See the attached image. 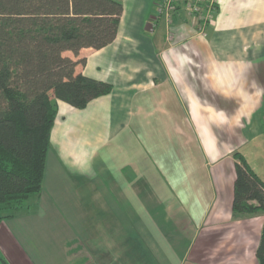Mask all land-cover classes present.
I'll return each mask as SVG.
<instances>
[{
  "label": "crops",
  "instance_id": "obj_1",
  "mask_svg": "<svg viewBox=\"0 0 264 264\" xmlns=\"http://www.w3.org/2000/svg\"><path fill=\"white\" fill-rule=\"evenodd\" d=\"M160 1L121 0L110 44L64 52L112 91L81 109L56 101L39 199L0 222L5 263L256 264L264 214L232 217L231 154L264 181V0H216L202 29L184 0L168 24ZM127 142L136 163H112ZM164 144L182 166L156 158ZM165 203L175 211L149 210Z\"/></svg>",
  "mask_w": 264,
  "mask_h": 264
},
{
  "label": "trees",
  "instance_id": "obj_2",
  "mask_svg": "<svg viewBox=\"0 0 264 264\" xmlns=\"http://www.w3.org/2000/svg\"><path fill=\"white\" fill-rule=\"evenodd\" d=\"M122 11L121 0H0V222L39 199L56 101L81 109L111 93L64 52L110 44ZM232 158V217L264 214V181L239 152ZM255 256L264 264V220Z\"/></svg>",
  "mask_w": 264,
  "mask_h": 264
},
{
  "label": "rangeland",
  "instance_id": "obj_3",
  "mask_svg": "<svg viewBox=\"0 0 264 264\" xmlns=\"http://www.w3.org/2000/svg\"><path fill=\"white\" fill-rule=\"evenodd\" d=\"M215 7H216V4H215ZM215 10V9H214ZM174 10L173 9H170V10H164V8H162V10H160V9H158L157 7H156V13H157V16H159V17H161V16H164V18L166 19V21H167V19H169V17H170V14H172V12H173ZM188 11V13H190V14H192V15H194V12L191 10L190 11V9H188L187 10ZM203 13V12H202ZM202 13L200 12V13H198V14H195L196 15V17H198V19L200 20V19H203V20H210L211 19V17L212 16H210V17H208V18H204V17H202L203 15H202ZM213 15V14H212ZM152 19H154V18H152ZM151 19V20H152ZM153 22V24H151L150 25V27H149V29H150V31L152 32L153 30H154V28H155V25L154 24H156V22H157V18L155 19V20H153L152 21ZM167 23L168 24H170V22H168L167 21ZM201 25H200V27H201V29L205 26V23L203 22V23H200ZM115 141H117V142H123V140L122 139H118V140H115ZM124 141H127V140H124ZM138 144H141V143H138ZM130 145V143L129 142H127V143H125L124 145H123V148L125 149V151L127 152L126 154H127V158H125V155H124V157L122 158V156L120 155L121 153L119 152L118 154H114V155H112V156H108V157H111V159H112V163H115V164H121V163H126L127 161H129V162H134V161H136L137 159H135V157H134V155H132V154H130L129 153V151L127 150V149H129L130 151H132V153H135V149L132 147V146H129ZM163 149H161L160 150V152H157V157L156 158H158V160L159 161H161L162 163H164L166 166H167V168H169V169H172V170H174V168H176V167H178V166H182V164H180L179 162H178V160H177V157L174 155V149H170V150H167V147H166V145L164 144L163 145ZM234 153V152H233ZM233 153L231 154V157H232V155H233ZM102 156V155H101ZM103 158H104V163H107L108 161H107V158L106 157H104V156H102ZM101 158V157H100ZM100 158H96L95 159V161H94V166L95 165H98V161H99V159ZM134 163H136V162H134ZM107 173H105V175H106ZM195 172H194V175H193V172H192V174H191V180H194V176H195ZM165 192V191H164ZM164 192L162 191V192H157L156 193V191H155V189L154 188H150V194L152 195V194H164ZM166 193H168V191L166 192ZM165 193V194H166ZM169 193H171V192H169ZM174 206H175V204L174 203H165V204H163V205H158V204H154V205H151L150 206V211H155V212H157V211H162V212H166V213H169V212H174L175 211V208H174ZM42 207V206H41ZM172 214H174V213H171V219L173 220V219H175V217L172 215ZM38 218V223L39 224H37L38 225V227H40L41 226V223L44 221V219L41 217V215H39V217H37ZM166 220V219H165ZM164 223V222H163ZM54 224H55V226H57L58 228H59V230H60V234L62 235V233L64 232V230H62L61 228H65V220L64 219H61V218H55V220H54ZM165 224V223H164ZM44 236H42V235H38L37 236V238H36V242L34 241V244L35 245H37V246H41V245H43V241H42V238H43ZM61 240H62V238L61 237H59V236H55L54 234H53V236L52 237H50L49 238V241H50V243L53 245V248H54V251L55 252H57V253H60V249H61V246H62V244H63V242H61ZM42 262H44V264H50V263H48L46 260H44V261H42ZM255 262H256V264H259L258 263V260H257V258L255 259ZM0 264H2L1 263V261H0ZM41 264H43V263H41Z\"/></svg>",
  "mask_w": 264,
  "mask_h": 264
},
{
  "label": "built area",
  "instance_id": "obj_4",
  "mask_svg": "<svg viewBox=\"0 0 264 264\" xmlns=\"http://www.w3.org/2000/svg\"><path fill=\"white\" fill-rule=\"evenodd\" d=\"M177 0H161L160 3L158 4V9L162 10H170L173 9L175 3ZM187 3V8L192 10L194 14L202 13V17L205 19L212 16L214 9H215V4L216 0H184ZM201 23H206V20L200 19L199 20Z\"/></svg>",
  "mask_w": 264,
  "mask_h": 264
}]
</instances>
